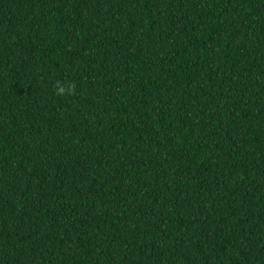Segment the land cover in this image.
I'll return each instance as SVG.
<instances>
[{"label":"trees","instance_id":"16d2710c","mask_svg":"<svg viewBox=\"0 0 264 264\" xmlns=\"http://www.w3.org/2000/svg\"><path fill=\"white\" fill-rule=\"evenodd\" d=\"M0 264H264V0H0Z\"/></svg>","mask_w":264,"mask_h":264},{"label":"clouds","instance_id":"9594fccd","mask_svg":"<svg viewBox=\"0 0 264 264\" xmlns=\"http://www.w3.org/2000/svg\"><path fill=\"white\" fill-rule=\"evenodd\" d=\"M56 94L58 96H72L76 94V85L74 82H57L55 86Z\"/></svg>","mask_w":264,"mask_h":264}]
</instances>
